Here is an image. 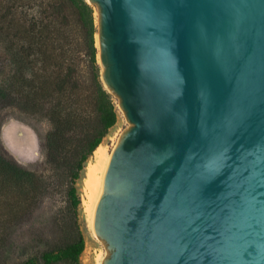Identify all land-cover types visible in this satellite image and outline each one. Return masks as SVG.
Returning a JSON list of instances; mask_svg holds the SVG:
<instances>
[{
    "label": "water",
    "instance_id": "water-1",
    "mask_svg": "<svg viewBox=\"0 0 264 264\" xmlns=\"http://www.w3.org/2000/svg\"><path fill=\"white\" fill-rule=\"evenodd\" d=\"M87 2L130 124L95 209L103 264H264V0ZM12 119L2 146L38 164V132Z\"/></svg>",
    "mask_w": 264,
    "mask_h": 264
},
{
    "label": "trees",
    "instance_id": "trees-1",
    "mask_svg": "<svg viewBox=\"0 0 264 264\" xmlns=\"http://www.w3.org/2000/svg\"><path fill=\"white\" fill-rule=\"evenodd\" d=\"M96 33L87 0H0L7 68L0 115L10 109V118L30 123L44 151L41 163L22 166L0 140V264H80L86 243L77 181L118 122L101 81ZM57 191L64 198L60 218L35 221Z\"/></svg>",
    "mask_w": 264,
    "mask_h": 264
},
{
    "label": "rangeland",
    "instance_id": "rangeland-1",
    "mask_svg": "<svg viewBox=\"0 0 264 264\" xmlns=\"http://www.w3.org/2000/svg\"><path fill=\"white\" fill-rule=\"evenodd\" d=\"M6 56L5 52L0 44V85L6 77ZM117 112H118V122L117 124L109 130L108 135L104 138L102 144L108 149L109 152H113L115 146L117 145L120 136L122 133L129 128L130 124L125 119L123 113L119 109L117 102ZM12 111L10 109H5L1 112L0 121L2 122L0 125V132L2 128L14 120L11 117ZM19 122V121H18ZM40 130L45 133L49 128L46 124H41ZM3 148L7 154L12 156L15 160L16 158L10 153V151L3 144ZM93 155L88 159V161L84 165V169L81 172L80 179L77 181V189L81 199V205L79 207V215H78V223L80 230L82 231L86 247L81 256L80 264H102V258L106 257L109 253L104 248V246L100 243V240L95 236L94 232L90 229V225L84 210L83 205V195L85 191L86 184V167L90 161H92ZM22 166H26V163L20 162L16 160ZM41 163L43 161V157L36 160ZM43 171V170H41ZM64 198L62 194L58 191L55 192V195L51 198L47 199L43 205L36 211L35 213V221H43L52 219L53 217L58 216L60 218L63 208H64Z\"/></svg>",
    "mask_w": 264,
    "mask_h": 264
},
{
    "label": "bare ground",
    "instance_id": "bare-ground-1",
    "mask_svg": "<svg viewBox=\"0 0 264 264\" xmlns=\"http://www.w3.org/2000/svg\"><path fill=\"white\" fill-rule=\"evenodd\" d=\"M112 153L113 152H109L103 144L99 145L93 152L92 161H90L86 167V186L83 195V205L90 229L92 231L95 209L103 192V180L111 160ZM107 256L102 258V264Z\"/></svg>",
    "mask_w": 264,
    "mask_h": 264
}]
</instances>
